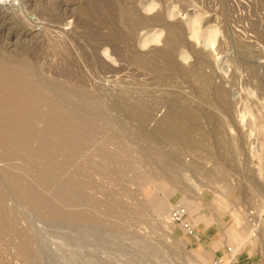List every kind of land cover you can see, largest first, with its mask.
<instances>
[{"label": "rangeland", "instance_id": "obj_1", "mask_svg": "<svg viewBox=\"0 0 264 264\" xmlns=\"http://www.w3.org/2000/svg\"><path fill=\"white\" fill-rule=\"evenodd\" d=\"M9 72L30 104L0 101V264H212L221 232L188 243L175 201L264 213V0H0Z\"/></svg>", "mask_w": 264, "mask_h": 264}, {"label": "crops", "instance_id": "obj_2", "mask_svg": "<svg viewBox=\"0 0 264 264\" xmlns=\"http://www.w3.org/2000/svg\"><path fill=\"white\" fill-rule=\"evenodd\" d=\"M180 200L175 202L180 203ZM188 201V204L184 205L187 207L188 219L195 233L189 235L179 224H176L189 237L188 243L203 249L204 240L221 232L222 235L217 239L218 242L214 248L213 261L220 260L218 264H264V249L256 248L254 241L248 242L245 239L252 224L248 215L245 217L241 214V206L237 209L233 223L227 227L224 217L217 214L213 204L210 205L208 196L201 194L200 197L189 198ZM228 247H231L233 251H228ZM212 264H215V261Z\"/></svg>", "mask_w": 264, "mask_h": 264}, {"label": "bare ground", "instance_id": "obj_3", "mask_svg": "<svg viewBox=\"0 0 264 264\" xmlns=\"http://www.w3.org/2000/svg\"><path fill=\"white\" fill-rule=\"evenodd\" d=\"M31 2V1H30ZM125 21L130 25L131 30L134 32L136 31L139 27H141L144 24L143 18L141 17H135L131 12H127L124 16ZM147 22V21H146ZM145 25V24H144ZM183 34V33H182ZM166 41H168V49H169V53H177L179 47H181L184 43V39L182 37V35L180 34V32L178 31V28L176 26L173 25H169L166 29ZM157 59V58H156ZM138 60L142 63H147L145 57L143 55H139L138 56ZM165 61V60H164ZM170 63V62H169ZM174 64V63H173ZM150 65V64H149ZM154 66V64H153ZM171 66V65H170ZM178 68V67H177ZM178 70V69H177ZM195 71V70H194ZM184 72V71H183ZM16 75V76H15ZM28 92H26V90H24V83L22 81V79L20 78V76H18V74H14V73H8L6 75H0V101H5L6 103L10 104L12 108H14L15 110H21V111H25L28 108V104H30L29 100L27 99V95ZM6 105V104H5ZM31 108V107H30ZM173 111V110H172ZM168 116H174L172 112H168V114H166ZM164 118V117H163ZM183 118V117H180ZM171 119V118H170ZM174 121L179 122L181 119L178 120V118H172ZM171 119V120H172ZM186 118H184V122L187 125ZM165 122V121H164ZM164 122H160L163 123ZM182 122V121H181ZM183 122V123H184ZM7 123V122H5ZM182 123V125H183ZM8 124V123H7ZM6 124V126H7ZM162 124V125H163ZM174 124V122H173ZM165 125V124H164ZM158 126V125H157ZM174 126V125H173ZM176 126V125H175ZM184 126V125H183ZM188 127V126H187ZM174 128V127H173ZM186 128V127H185ZM193 128V127H192ZM192 128L191 131H192ZM7 129V128H6ZM171 129V128H170ZM182 129V128H181ZM5 130V128H4ZM3 130V131H4ZM166 130V129H165ZM173 130V129H172ZM183 130V129H182ZM178 131H180L178 129ZM162 132V131H161ZM182 132V131H181ZM180 132V134H181ZM187 133V129L184 131L183 133L186 134ZM189 132V129H188ZM5 133V132H3ZM15 133V132H14ZM4 135V134H3ZM173 135V134H171ZM175 135V134H174ZM1 136V135H0ZM170 136V135H169ZM180 136V135H178ZM171 137V136H170ZM182 137V136H181ZM168 138V136H167ZM174 138H176L174 136ZM187 137H185L184 140H186ZM1 139V137H0ZM8 143L14 146H18V142L16 141L17 139H15L14 137H7L6 138ZM183 140V141H184ZM3 141V140H1ZM188 141V140H187ZM186 142V141H184ZM22 191V190H21ZM21 198V197H20ZM32 199V198H31ZM4 221V220H3ZM253 224V229L251 232V235H256V229L258 228V226L260 225L261 222V217H257L256 221L253 222L251 221ZM173 223V222H172ZM250 235V236H251Z\"/></svg>", "mask_w": 264, "mask_h": 264}, {"label": "built area", "instance_id": "obj_4", "mask_svg": "<svg viewBox=\"0 0 264 264\" xmlns=\"http://www.w3.org/2000/svg\"><path fill=\"white\" fill-rule=\"evenodd\" d=\"M169 219L174 224H179L187 234L193 235L195 233L194 227L188 219L187 207L184 204H173L169 211ZM261 223L264 224V213L261 215ZM251 224L253 223L251 222ZM228 251L232 252L233 249L228 247ZM218 263H220V260L215 261V264Z\"/></svg>", "mask_w": 264, "mask_h": 264}]
</instances>
